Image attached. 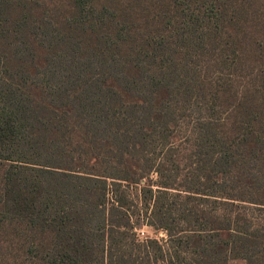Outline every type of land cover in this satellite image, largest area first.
Listing matches in <instances>:
<instances>
[{
    "label": "trees",
    "instance_id": "16d2710c",
    "mask_svg": "<svg viewBox=\"0 0 264 264\" xmlns=\"http://www.w3.org/2000/svg\"><path fill=\"white\" fill-rule=\"evenodd\" d=\"M1 244L264 264V0H0Z\"/></svg>",
    "mask_w": 264,
    "mask_h": 264
},
{
    "label": "rangeland",
    "instance_id": "374dc122",
    "mask_svg": "<svg viewBox=\"0 0 264 264\" xmlns=\"http://www.w3.org/2000/svg\"><path fill=\"white\" fill-rule=\"evenodd\" d=\"M156 177H157L156 174L152 175V179L155 180ZM140 188L141 186H137V187H132L129 190L131 192L132 199L134 200L136 204L140 203V199H141ZM140 227H141L140 230L144 231L146 236H149L151 238H158L161 241H164L167 238L164 232L154 231L151 227H148L146 225H140ZM10 256H11L10 249L7 248L5 244H1L0 245V264H5V260H9Z\"/></svg>",
    "mask_w": 264,
    "mask_h": 264
},
{
    "label": "built area",
    "instance_id": "2783aa9c",
    "mask_svg": "<svg viewBox=\"0 0 264 264\" xmlns=\"http://www.w3.org/2000/svg\"><path fill=\"white\" fill-rule=\"evenodd\" d=\"M138 236L141 238V239H145L146 238V235H145V233H144V231H142V230H138Z\"/></svg>",
    "mask_w": 264,
    "mask_h": 264
}]
</instances>
